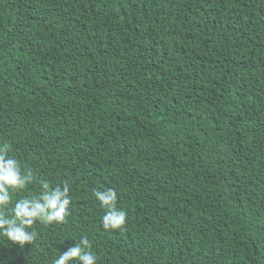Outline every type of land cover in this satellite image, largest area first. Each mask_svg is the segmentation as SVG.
<instances>
[{
  "label": "trees",
  "instance_id": "trees-1",
  "mask_svg": "<svg viewBox=\"0 0 264 264\" xmlns=\"http://www.w3.org/2000/svg\"><path fill=\"white\" fill-rule=\"evenodd\" d=\"M4 142L71 203L0 264H264V0H0Z\"/></svg>",
  "mask_w": 264,
  "mask_h": 264
},
{
  "label": "clouds",
  "instance_id": "clouds-1",
  "mask_svg": "<svg viewBox=\"0 0 264 264\" xmlns=\"http://www.w3.org/2000/svg\"><path fill=\"white\" fill-rule=\"evenodd\" d=\"M12 146L0 144V236L13 244L23 246L35 239V233L29 229L34 223L45 225L63 223L69 214L71 203L70 185L51 186L42 182L37 195L15 200L13 194L27 188L34 180L31 171L22 170L20 162L12 155ZM101 208L106 209L101 218L105 230L121 229L126 222L127 213L117 207L118 195L115 189L106 188L93 191ZM97 256L91 251L87 237L59 254L54 264H96Z\"/></svg>",
  "mask_w": 264,
  "mask_h": 264
}]
</instances>
